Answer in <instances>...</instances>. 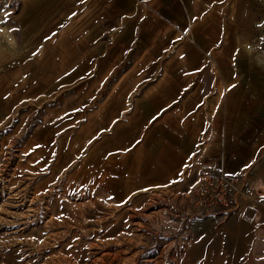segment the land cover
Returning a JSON list of instances; mask_svg holds the SVG:
<instances>
[{"label":"crops","instance_id":"crops-1","mask_svg":"<svg viewBox=\"0 0 264 264\" xmlns=\"http://www.w3.org/2000/svg\"><path fill=\"white\" fill-rule=\"evenodd\" d=\"M66 2L86 8L94 29L86 71L96 82L59 112L72 128L68 153L87 148V182L191 186L220 168L246 174L264 203V0ZM250 221V249L259 250L261 206Z\"/></svg>","mask_w":264,"mask_h":264},{"label":"rangeland","instance_id":"rangeland-1","mask_svg":"<svg viewBox=\"0 0 264 264\" xmlns=\"http://www.w3.org/2000/svg\"><path fill=\"white\" fill-rule=\"evenodd\" d=\"M89 19L66 0H0V264H264V242L250 249L259 194L240 209L194 215L192 187L220 168L191 186L87 182V148L68 153L72 128L59 112L96 82L86 71Z\"/></svg>","mask_w":264,"mask_h":264},{"label":"built area","instance_id":"built-area-1","mask_svg":"<svg viewBox=\"0 0 264 264\" xmlns=\"http://www.w3.org/2000/svg\"><path fill=\"white\" fill-rule=\"evenodd\" d=\"M190 193L198 217L240 209L244 202L256 199L248 189L246 174L230 177L219 171L205 173Z\"/></svg>","mask_w":264,"mask_h":264},{"label":"clouds","instance_id":"clouds-1","mask_svg":"<svg viewBox=\"0 0 264 264\" xmlns=\"http://www.w3.org/2000/svg\"><path fill=\"white\" fill-rule=\"evenodd\" d=\"M3 32H4V30H0V33H3ZM6 37L9 39V42H10V43H13L12 38H11V34H10V33L7 34Z\"/></svg>","mask_w":264,"mask_h":264},{"label":"snow or ice","instance_id":"snow-or-ice-1","mask_svg":"<svg viewBox=\"0 0 264 264\" xmlns=\"http://www.w3.org/2000/svg\"><path fill=\"white\" fill-rule=\"evenodd\" d=\"M73 15H75V14H73ZM0 30H2V28H0ZM10 32H16V31H19L18 29H10L9 30ZM33 55H36V53H33Z\"/></svg>","mask_w":264,"mask_h":264}]
</instances>
